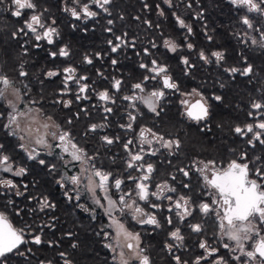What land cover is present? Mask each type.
Masks as SVG:
<instances>
[{"label":"snow or ice","instance_id":"1","mask_svg":"<svg viewBox=\"0 0 264 264\" xmlns=\"http://www.w3.org/2000/svg\"><path fill=\"white\" fill-rule=\"evenodd\" d=\"M6 0H0V6L4 5ZM12 17L16 18L18 27L11 31L10 35L13 40L19 44L20 37H29L32 41L31 47L40 49L44 44L52 46L46 49L49 58L52 61L60 59H68L71 55L67 44L58 43L61 40V33L58 31L56 20L50 22L45 16L47 9L40 10L38 0H8ZM112 0H67L64 11L76 21L96 20L101 13L111 16L109 5ZM170 8L173 7L172 0H164ZM229 3L238 8H245L247 12H256L264 15V0H229ZM93 6L99 11L93 10ZM145 9L150 6L143 4ZM159 9V5L156 6ZM188 8L192 5L189 3ZM160 16H164L163 10L159 12ZM176 24L180 29H184L188 36L193 34V28L188 25L183 18L177 13H172ZM202 16L203 13H200ZM121 19L123 17L121 16ZM140 19V17H136ZM112 19L107 20L108 27L104 28L107 33H112ZM144 24L149 29L160 25L152 24L150 20H144ZM240 23L246 26V29H254L252 21L247 15L241 17ZM73 29L76 25H72ZM207 29V25H204ZM261 32L259 40L250 38L252 45H258L264 48V29H254ZM87 32V29L84 30ZM206 39L211 42L212 36L207 31L204 32ZM127 33L116 35L113 39H109L107 44L111 53H119L124 47H136V41H128ZM162 45L157 44L155 40H149L150 47H145L136 52L138 57L154 56L152 49L163 47L171 53H176L181 47L180 44L172 39L163 38L161 34ZM27 41L19 44L27 55ZM189 52H196L200 61L205 64L215 63L217 67H222L223 72L229 77L235 78L237 74L243 77H250L253 74L252 64L244 59L246 66H230L225 67L226 54L224 51L216 50L206 53L204 50H196L192 42H188L185 37V45ZM101 53H95V56L84 55L83 62L92 65L94 59H101ZM111 64L116 66L119 61L115 58L111 59ZM180 62L185 65V75L189 74V70L195 67L188 56H181ZM139 68L143 70L140 80L131 84L129 94L123 95L122 100L127 102L126 108L128 123H121L119 127L126 131H134L133 123L137 120L139 114V105L143 104L148 111L159 117L164 112V105L167 102L170 93H178L184 97L179 103L182 106V115L188 120L198 125H203L201 130L211 129L208 127L207 121L212 116L213 104L215 101L219 105L223 97L213 94L210 98L201 94L197 89L186 92L181 89L180 85L169 74L168 67L161 64L158 59L152 58L150 61L141 60ZM103 76V73H97ZM24 63H21L17 73L18 78L29 77ZM62 76L61 96H74L75 102L87 100L89 95L88 77L86 75H77V69L71 64L61 68L48 69L44 73L45 79H51ZM41 79L40 83L43 84ZM154 85L149 89V85ZM23 83V81H21ZM75 85L73 91L70 85ZM123 81L113 77L112 88L116 92L121 91ZM224 85L221 84V87ZM25 95L29 89V84L24 83ZM10 95H14L16 100L21 99V92L15 87V83L5 73H0V100L8 101L7 123L2 127L6 130L9 137H18V147L26 155V161L16 164V157L8 153V146L0 142V196L10 194L14 197H23L29 202L35 200L37 208L31 211L44 212L45 210L55 209L56 204L53 203L48 196L41 194L40 197L28 193L29 184H19L14 179L5 178L7 175L20 178L29 175V167L27 162H35L41 168L47 170L48 174L58 172V165L50 163L45 158L46 155H53L55 149H59L56 155L62 162L64 168L68 165H79L76 174H60L55 183L60 189H64L65 198L71 202L73 199L80 200V189L83 188L90 197L93 206H86L79 203L77 206L84 212L88 213L93 221L97 220V209L102 210L107 218V223L102 224L95 233L98 237H102L104 241L103 247L112 253L114 264H152L150 257L145 254L146 249L143 246L142 234L139 231H133L127 226V218L139 225L141 228L148 226L154 229H160L166 224L169 229V243L165 248L173 256L175 264H187L182 261L181 256L174 254V249L183 247L185 235L182 234V227H186L191 233L201 234L204 232V224L197 221V215L201 218L214 216L215 223L219 229V239L232 242L223 243L222 248L228 253H239L232 255L231 260L237 264H264V234L261 227L264 226V167L250 168L247 154L242 153L239 161L236 159L227 163L226 167L218 166L215 160H198L190 166L185 165L178 168V172L185 178L178 181L177 176H172L170 184L167 180L152 184L153 174L156 168L153 163H149L146 156H156L162 154L161 150H167L169 155H175L174 149L180 148L178 139L166 138L158 130L150 127H142L139 130L138 137L129 138L123 142V149L127 154L125 161L128 175L126 180L130 187L126 186V180L116 176L110 170H105L97 165L98 154H90L84 147L75 141L72 133L64 129L58 124L52 115L45 114L43 107H35L23 109L9 99ZM187 97H198V99L189 100ZM99 101L104 102L103 111L112 113L113 108L107 105H113L116 100L110 95L109 90L97 93ZM73 99L56 100L54 103L61 104L64 108H70L74 102ZM29 104H39V101L29 99ZM251 108L264 117V100L253 101ZM81 111H86L81 109ZM79 115V113H77ZM248 115L251 117L252 112ZM107 121V116L103 118ZM72 121L69 120L70 124ZM107 127L106 123H93L88 128L91 133H103ZM41 129L44 131L42 132ZM234 133L240 137H248V143L255 146L254 141H258L264 145V119H260L255 124L247 123L243 126L237 125L233 129ZM251 134V136H249ZM87 135V133H85ZM99 139L106 145H112L120 142L121 137H111L107 134H101ZM55 142V143H53ZM136 144V150H133V144ZM68 157V159H66ZM195 169L200 173L207 189L205 195L211 197L209 202H197L193 196L183 191L185 189L192 190L190 173ZM137 173V175H133ZM178 181V182H177ZM69 185L72 186L69 188ZM34 186V185H33ZM113 189L115 191H113ZM154 189V190H153ZM74 192L75 196L70 193ZM160 201L161 203H157ZM167 202V207L162 202ZM9 205H14L15 200L9 199ZM143 204V206H142ZM23 209H17L16 215L19 216ZM161 211H166L169 215L158 218ZM44 227L53 228L54 225L46 224ZM31 237L28 239L27 237ZM175 241L177 243H172ZM252 241L251 249L246 247V243ZM45 241L39 232H33L31 225L25 227H15L4 212H0V264H7L10 255L15 254L24 256L25 250L23 245L32 244L40 246ZM48 246L52 247V242L48 241ZM76 247L75 244L72 245ZM198 247L203 253L198 255L194 264H230L228 257L220 252V247H213L207 240L198 242ZM28 253H32L33 249H26ZM59 255L64 258V264H71L66 258V253L61 252ZM245 258V259H242ZM43 264V262H41Z\"/></svg>","mask_w":264,"mask_h":264},{"label":"flooded vegetation","instance_id":"2","mask_svg":"<svg viewBox=\"0 0 264 264\" xmlns=\"http://www.w3.org/2000/svg\"><path fill=\"white\" fill-rule=\"evenodd\" d=\"M176 0H172L173 7H169L164 1L155 0H112V3L108 6L112 15L108 16L105 13H101L96 20L88 21H76L73 20L70 14L64 11L67 4V0H38L40 10L47 9L44 13L48 17L49 22L52 19L56 20V27L61 33L60 44H67L71 53L68 59H60L53 61V65L50 69L63 68L71 64L77 69V75H86L89 79L86 81L89 84V95L90 98L75 102L74 96H61L60 92L62 89V76L48 79V83L54 85L52 94L47 97L43 96V84L38 81L41 77L42 72L37 70L34 72L35 80L26 78H18L15 71H10L6 67L7 54L12 50L11 46H16L15 50H18L22 57V62L25 65L26 70L31 74L33 69L32 61L34 58H38L40 54L48 56L46 49L51 48L46 44L40 49L31 47L32 41L29 37H20L19 44H24L27 41L26 47L28 48L27 55L24 54V49L19 46L16 40L11 38V31L18 27L16 18L12 17L8 11L9 3L6 0L5 4L0 6V73L7 74L10 78L13 75V81L15 87L21 92V99L16 100L14 95H10L9 99L17 103V105L23 109L41 107L40 104L49 103L51 113L62 112L67 116L73 114L78 118H98V123H106L107 127L101 134H107L111 137L120 136V142L112 145H104L101 150L92 151L90 148H85L90 154H98L97 165L105 170L108 168H114V175L119 176L126 180L128 171L126 169L125 161L127 154L123 149V142L129 138L138 137L139 130L142 127H150L154 130L160 131L166 136V138L178 139L180 141V148L174 149L175 155H169L167 150H161L162 154L158 153L156 156H146L145 159L149 163H153L156 172L153 174L151 183H161L167 180L170 184L174 183L171 181L172 176H177L178 181L185 179L181 173L178 172V168L191 165L193 162L198 160H215L218 166L226 167L227 163L233 159L239 161L242 153L247 154L250 168L264 167V145L258 141H254L255 146L253 147L248 143V137L243 139L238 137L232 130L235 126H243L247 123L255 124L261 117L259 113L251 108L253 101L264 100V48H260L258 45H252L250 38H256L259 40L261 32L255 31L254 29H264V15L259 13L251 14L247 12L245 8H242L244 15H247L254 25V29H246V26L240 23L241 17L244 15L236 16H210L206 14L207 9L204 8L201 0H178V14L185 22L190 25L193 23V34L187 35L186 30L181 29V32L177 34L178 40L173 41L181 45L176 53H171L162 46L157 49H152L154 56L149 57H138L137 51L142 50L145 47H150L148 41L155 40L157 44L162 45V32L159 28L149 29L144 20H150L155 26L156 24L161 25L164 23L166 32L169 31L168 24L172 13L175 12L174 6ZM193 1L196 3L193 4ZM149 4V8L145 9L143 4ZM191 3L192 7L188 8L187 5ZM164 4V5H163ZM159 5V9L156 7ZM235 6V5H234ZM238 8V7H237ZM93 10L99 11L93 6ZM163 10L165 15L160 16L159 12ZM200 13H203L201 16ZM259 14V15H257ZM121 16L123 19H121ZM140 17V19H136ZM112 19L114 21L112 27L113 32L107 33L104 31L105 27H108L107 20ZM190 21V22H189ZM193 21V22H191ZM75 24L76 28L73 29L72 25ZM207 25L205 29L204 25ZM87 29V32L84 30ZM207 31L212 36V41L209 42L204 36V32ZM127 33L126 39L130 42L136 41V47H124L119 53H111L110 48L107 44L109 39H113L116 35H123ZM100 34L101 43L98 47L91 48L87 44V39L90 35ZM169 33H166L168 35ZM171 34V33H170ZM78 37H85L83 43L76 44L74 39ZM157 36V37H156ZM185 37L188 42H192L196 50H204L206 53L211 51H224L226 54V60L224 62L225 67L230 66H246L244 59L252 64L254 57L258 55L259 65V79L254 80L250 77H243L237 74L235 78L229 77L223 72L222 67H217L215 63L205 64L200 61L196 55V52H189L185 45ZM165 37V34L163 35ZM170 39V38H169ZM234 51H233V50ZM14 51V49H13ZM100 52L102 58L94 59L92 65L85 64L83 62L84 55L95 56V53ZM181 56H188L190 61L195 64V67L189 70V74L185 75V65L180 62ZM117 59L119 63L116 66L111 64V59ZM152 58L159 60L161 64H165L168 67L169 74L174 80L180 85L181 89L186 92H191L192 89H197L201 94L206 97H211L213 94L221 95L223 97L222 102L217 105L215 101H211L213 104L212 116L206 123L211 129L201 130L203 125H198L195 122L188 120L182 115L183 109L180 105V99L184 97L179 96L178 93H170L167 98V102L164 105V112L159 117L149 112L147 107L143 104L139 105V114L137 120L133 123L134 131H126L121 129L119 125L121 123H128L127 112L130 109L126 108L127 102L122 100L123 95L129 94L131 84L138 82L144 73L139 68L141 60L150 61ZM8 63V61H7ZM20 63V64H21ZM253 66V65H252ZM18 70V68H17ZM103 73V76L97 73ZM113 77L121 79L123 84L121 91L116 92L112 88ZM23 81V83H21ZM29 84L27 95H25V89L23 84ZM221 84L224 86L221 87ZM154 82L149 85L151 89ZM73 91H75V85H70ZM109 90L110 95L116 100V103L111 106L113 108L112 113H105L103 111L104 102H101L97 98V93L104 90ZM35 100L39 101V104H29L27 101ZM73 99L74 102L70 108H64L61 104H56V100ZM189 100L198 99V97H187ZM55 109V110H53ZM85 109L86 111H81ZM48 110V108L46 109ZM8 101L0 100V142L5 143L8 147V142L4 138L8 137L6 130L3 129L2 125L7 123L8 114ZM45 114L46 111L44 110ZM249 112L253 115L250 117ZM79 113V115H77ZM107 116V121L103 118ZM73 135V134H72ZM251 136V134H249ZM76 142H78L77 136H74ZM85 138L89 139L88 135ZM264 138V137H262ZM16 139V140H15ZM14 140L17 143L16 150V164H23L27 157L18 147V137ZM55 143V142H53ZM79 144V143H78ZM80 145V144H79ZM81 146V145H80ZM83 147V146H82ZM133 150H136V144L132 146ZM44 158L50 163H56L58 165V172L48 174L47 170L41 168L39 165L32 162L37 169L35 177L37 191L35 195L40 197L41 194L48 196V198L56 204L55 209L45 210L44 212L36 211L35 217V232H39L45 243L36 247L37 255L34 257L33 264H64V258L59 253H66V258L71 264H82L84 260L81 258L79 253H82L85 248L87 241L86 238H94L91 242L96 245V242H102L98 253V259L95 261L97 264H114L112 260V253L103 247L104 241L102 237H98L95 233L99 230L102 224L107 223V218L104 216L102 210L97 209V220L93 221L90 215L80 209L77 205L83 203L86 206H93L91 204L90 195L80 189V200L73 199L69 202L64 196V189H60L55 183L56 179L59 178L60 174H76L79 169V165L72 166L68 165L64 168L62 162L59 160V156L56 153L59 149H55L53 155H46ZM68 159V157H66ZM31 162V161H28ZM125 168L124 173L120 169ZM3 175V174H0ZM137 175V173H133ZM192 190H183L189 195L193 196L197 202H209L211 197L205 195L207 189L204 186V181L200 173L196 172L195 169L190 173ZM5 178L14 179L19 184H24L27 181L26 177L15 178L7 175ZM46 178V180H45ZM51 184L48 186V182ZM177 181V182H178ZM45 184V185H44ZM126 186L130 187L126 180ZM51 187L50 190L46 188ZM72 186L69 185V188ZM154 190V189H153ZM3 191V190H0ZM113 191H115L113 189ZM75 196L74 192L70 193ZM10 194L0 196V212H4L8 216L9 220L18 226L11 219L12 205H9L7 201L9 199H15ZM22 203H26V199L23 197L18 198ZM157 203H161L157 201ZM167 207V202H162ZM34 208L38 209V205L35 200L29 202ZM143 206V204H142ZM164 215H169L166 211H161L158 218ZM197 221L204 224V232L201 234L191 233L186 227H182V234L185 235L184 245L181 248L174 249V254L179 255L182 261L187 264H194L195 259L198 255L203 253V250L198 247V242L201 240H207L213 247H220V252L225 254L230 264H237L236 261L231 260L232 255L237 253H228L227 250L222 248L223 243H232L226 239H219V229L215 223V217H203L197 215ZM24 222V221H23ZM46 224L54 225L53 228L44 227ZM24 225L23 227H25ZM127 226L133 231H139L142 234L143 246L146 249L145 254L150 257L152 264H175L173 256L165 248V245L169 243L170 229L165 224L160 229L150 228L145 226L141 228L139 225L131 221V218H127ZM261 227L262 234H264V226ZM30 239L31 237H27ZM48 241L52 242V247L48 246ZM83 243V244H82ZM172 243H177L172 241ZM75 244L76 247L72 245ZM252 241L246 243V247L250 250ZM22 250H25L24 256H18L15 254L13 257H21L23 260H28L29 253L26 249L31 248V244L21 246ZM84 247V248H83ZM108 251V252H106ZM11 256V255H10ZM10 256L7 264H9ZM109 259V260H108ZM245 259V258H242ZM203 264V262H202Z\"/></svg>","mask_w":264,"mask_h":264},{"label":"trees","instance_id":"3","mask_svg":"<svg viewBox=\"0 0 264 264\" xmlns=\"http://www.w3.org/2000/svg\"><path fill=\"white\" fill-rule=\"evenodd\" d=\"M155 1H161L162 2L164 0H155ZM201 2L203 4L204 8L207 9L206 14H208L210 16H236V15H244L245 14L244 12H242L243 11L242 8H237L236 6L232 5L231 3H229V0H201ZM174 3H175V6H174L175 13H177V15H179L178 14V6H179L178 0H176ZM195 3L196 2L193 1V4H195ZM251 14L254 15L256 13L252 12ZM257 15H259V14H257ZM191 22H193V21H191ZM190 25L195 26L193 23H190ZM168 26H169L168 28H169L170 32H166V30H165L166 26L164 25V23H162L160 25L159 31L162 32L163 35L165 34L166 38H170V39H173L172 34H174V40H178L177 34L179 32H181V29L176 24V21H175V18L173 17V15L170 18V23L168 24ZM166 33H169V34L166 35ZM84 38L85 37L76 36L74 41L76 44H80V43H83ZM100 38H101L100 34L90 35L86 42L91 48L98 47V45L101 43ZM11 48H12V50L6 55L8 63L6 61V67L5 68H8L10 71L16 70V74H17L18 70H19L20 63L22 62V57H21V54L19 53V51L15 50L16 46H11ZM13 49H14V51H13ZM258 60H259L258 55H256L254 57L253 62H252L253 74L251 75V79H254V80L259 79ZM30 63L32 64L33 69L31 71V74L29 75V77H27L26 79L35 80L34 79L35 78L34 72H36L37 70L41 71L42 74H41V77L38 79V81H40L41 79L44 80L43 89H42L43 96L49 97L52 94L54 85L48 83V79L44 78V73L46 70L51 68V66L53 65V61L49 58V56H46L44 54H40L38 56V58H34L32 61H30ZM17 68H18V70H17ZM11 78H13V75H11ZM40 106L43 107V110L46 111V114L52 115L53 118L55 119V121L58 124H60L64 129L70 131L74 136H77L78 143L81 146H83L85 148H90L92 151H94V150L99 151L105 145L99 139L100 132H97V133L88 132V128L90 127L91 124L99 122L97 117H95V118H92V117L83 118V116H81V118H78L77 116L74 115V113L68 114V116L62 112L54 113V111H53L51 113L49 103H45V102L43 103V105L40 104ZM47 108H48V110H46ZM53 110H55V109H53ZM69 120L72 121L70 124L68 123ZM85 133H87L89 139L85 138V136H86ZM15 138L16 137L4 138V140H6L8 142V145H10V147H8L9 150H8L7 154H9L11 156H15V154H16L15 147L17 146V143L15 141L16 140ZM27 166L29 167V175H27L28 179L26 181V183L29 184L28 192L31 194H35V192L37 191L36 182H35L37 169L32 164V162H27ZM108 170L114 171V168H108ZM120 170L122 171V173H124V171L126 169L122 168ZM45 180H46V178H45ZM50 185L51 184L48 182V186H50ZM46 189L50 190L51 187H49V188L47 187ZM14 200H15V204L12 205V207H11L12 208V214H11L12 221L21 227H23L24 225H31L32 231L35 232L34 229L36 226V222H35L36 212L31 211V209L34 208V206L30 205L28 200H26V203L25 202L22 203V201L18 198H15ZM17 209H23L24 211L21 213V215L17 216L15 214ZM85 240L87 241V243L84 246L85 248L83 247L84 249H83L82 253H79L81 258L84 260V263H82V264H97V262H95L98 259V253L97 252L99 251L100 246H102V242L97 241L96 245H93V243L91 242L92 240H94L93 237H92V239L88 237ZM36 247L37 246L31 244V248L33 249V252L29 253L30 258L28 260H23L21 257L16 258V257H13L14 255H11L10 260H9V264H33L35 262L34 257L37 255ZM106 252H108V251H106Z\"/></svg>","mask_w":264,"mask_h":264},{"label":"rangeland","instance_id":"4","mask_svg":"<svg viewBox=\"0 0 264 264\" xmlns=\"http://www.w3.org/2000/svg\"><path fill=\"white\" fill-rule=\"evenodd\" d=\"M41 131L43 132L44 130H43V129H41Z\"/></svg>","mask_w":264,"mask_h":264}]
</instances>
